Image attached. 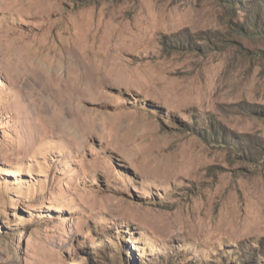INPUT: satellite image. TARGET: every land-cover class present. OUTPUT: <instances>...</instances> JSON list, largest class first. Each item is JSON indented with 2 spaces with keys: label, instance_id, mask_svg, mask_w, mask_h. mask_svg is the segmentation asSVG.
<instances>
[{
  "label": "rangeland",
  "instance_id": "rangeland-1",
  "mask_svg": "<svg viewBox=\"0 0 264 264\" xmlns=\"http://www.w3.org/2000/svg\"><path fill=\"white\" fill-rule=\"evenodd\" d=\"M1 24L84 74L76 109L66 72L43 99L0 45V264H264V0H0Z\"/></svg>",
  "mask_w": 264,
  "mask_h": 264
},
{
  "label": "bare ground",
  "instance_id": "bare-ground-1",
  "mask_svg": "<svg viewBox=\"0 0 264 264\" xmlns=\"http://www.w3.org/2000/svg\"><path fill=\"white\" fill-rule=\"evenodd\" d=\"M9 33V28L1 24V50L6 55L11 71L10 74L13 75V78L18 79V81L21 80V82L24 81L33 84V86L39 90L41 97L45 99L47 96L46 92L48 90L46 88L51 86L52 81H58V79L61 78V72H66L67 79L70 80L73 88V96L70 99V105L76 109L79 101L78 93L81 89L82 77L84 74L83 70L81 69L80 58L82 57H80V54L77 51H73L71 52V57H68L69 61L64 59L58 60L56 58L50 57L48 53L41 52V46L38 44L37 39H33L29 43H24L25 40L22 35H15L13 38H10L11 40L6 41V39L9 37ZM5 42H9V44H4ZM60 57L62 56L60 55ZM113 64L109 61L104 62L103 69L107 68V70H104V72L101 71V64H97L94 61L90 62L89 60L87 66L91 67L92 73L94 75L100 74L99 72L111 74L110 68L113 67Z\"/></svg>",
  "mask_w": 264,
  "mask_h": 264
}]
</instances>
